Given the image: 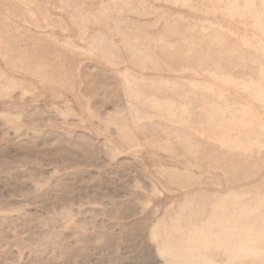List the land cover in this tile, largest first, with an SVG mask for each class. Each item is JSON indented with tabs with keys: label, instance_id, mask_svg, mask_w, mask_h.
Segmentation results:
<instances>
[{
	"label": "rangeland",
	"instance_id": "1",
	"mask_svg": "<svg viewBox=\"0 0 264 264\" xmlns=\"http://www.w3.org/2000/svg\"><path fill=\"white\" fill-rule=\"evenodd\" d=\"M0 264H264V0H0Z\"/></svg>",
	"mask_w": 264,
	"mask_h": 264
}]
</instances>
